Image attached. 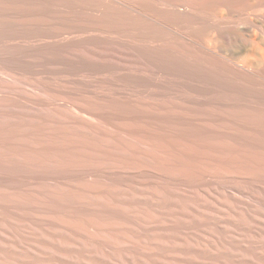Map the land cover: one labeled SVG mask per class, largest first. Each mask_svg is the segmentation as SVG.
<instances>
[{
  "label": "bare ground",
  "instance_id": "6f19581e",
  "mask_svg": "<svg viewBox=\"0 0 264 264\" xmlns=\"http://www.w3.org/2000/svg\"><path fill=\"white\" fill-rule=\"evenodd\" d=\"M6 1L0 264H264V0Z\"/></svg>",
  "mask_w": 264,
  "mask_h": 264
},
{
  "label": "rangeland",
  "instance_id": "374dc122",
  "mask_svg": "<svg viewBox=\"0 0 264 264\" xmlns=\"http://www.w3.org/2000/svg\"><path fill=\"white\" fill-rule=\"evenodd\" d=\"M12 5H10V3H7L6 0H0V9L1 10H2V8H3V10L5 8L8 9V7L11 9ZM14 6H15V4H14ZM13 7H12V9H13ZM15 7L14 8L18 11L21 8V7H18L17 5ZM171 26H173V29L179 28L180 27L179 21H174L173 23H171ZM192 35L194 37L195 35H197V32H192ZM162 37H166V36L162 34ZM226 37H228V35ZM226 40H227V38H226ZM174 54L177 57L181 58L182 60L192 59L198 66L200 65L199 66V68L201 69L200 71L204 74V77H203L204 80L203 81L199 80L200 77H199V74H197V69H193L191 67L184 66L186 69H188L190 76L193 79L198 80V83H205V84L209 83V84L213 85L212 87H214L216 90H218L219 93H221L223 96H226V97L231 96L233 94L232 90H230L229 88L226 87V85L223 83V81L218 77V75L215 72L216 66L219 63H216V57L214 54H209V53L204 54L203 52L201 53V51H198L197 49L196 50L194 49V51H191V52H189L187 50H183V51L182 50H176ZM211 66H212V68H211ZM206 67L211 68V70L206 69Z\"/></svg>",
  "mask_w": 264,
  "mask_h": 264
}]
</instances>
